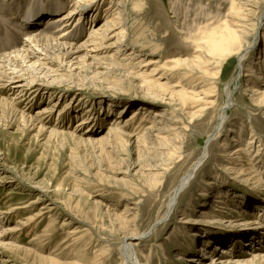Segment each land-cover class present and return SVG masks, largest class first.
I'll return each mask as SVG.
<instances>
[{"label":"rangeland","instance_id":"374dc122","mask_svg":"<svg viewBox=\"0 0 264 264\" xmlns=\"http://www.w3.org/2000/svg\"><path fill=\"white\" fill-rule=\"evenodd\" d=\"M65 1L69 3V7L74 6L70 0ZM108 3L109 0H101L99 10ZM233 6L234 8H231L232 0H130L128 24L130 25L136 20L137 25L141 27L148 38L155 42L158 48L164 50L162 53L164 57L178 55L181 58L191 59L197 54L193 49L194 41L201 39L211 29L221 28L226 20H231L228 13L237 9L239 5L235 3ZM102 21L103 19L100 20V23ZM257 28L258 32L254 36L253 33L250 37V44L246 50L243 64L260 60L263 55L264 39L262 34L264 29L262 26ZM87 32L88 29H83L79 38L85 37ZM23 36V34L19 35L17 40ZM0 52H3L2 48H0ZM113 52L114 49L106 50L100 55L102 57L99 61L109 63ZM108 55L110 57L106 58ZM156 55H146L144 58ZM81 60L86 64L91 58L81 57ZM137 61L138 59L132 60V63ZM96 63V61L91 63V70L93 67L96 69L95 72L106 70L102 67L96 68ZM82 65V63L79 64L78 67L81 68L75 69L77 64L73 63L74 71L71 73L54 64L48 65L55 72L51 71L47 77H44L43 73H38L36 77L39 76V79L35 82L32 81V93H27L25 99H19L16 94L18 90L14 87L0 89V157L5 169L0 170V209H4L3 211L12 209L7 214L8 221L0 222V230L13 229L9 235L0 237V264H46L40 260L32 262L30 259H25L24 252L15 253L8 247L35 248V243H39V240L35 239L34 234L42 230L47 219L42 218L38 221L29 234L25 233L26 231H15L14 228L18 229V226H21L19 224L24 222L26 217L28 218L41 205L50 203L51 200L60 207V210L57 211L54 226L57 236L51 243H46L47 241L42 243L46 252L53 250L54 245L66 237L65 245L67 247L60 249L63 255H72L71 246L81 244L85 247L86 256L84 255L83 259L88 262L90 258L87 256L91 257L92 247L95 244H103V246L107 245L110 250L111 257L114 259L112 264H119V248L122 244V237L126 234L134 235L147 230L145 238H124L133 244L138 243L134 247L143 264H209L216 259V264H226L224 261L236 259L244 260L241 262L242 264H246L249 260L251 262L254 260V262L247 264H261L262 257L252 258V255L264 252V240L259 237L264 235V219L257 217L258 210H264V193H256V186L250 184V181L249 183L247 181L245 187L242 184L234 183L235 181H227L234 175L223 169L226 160L222 158L220 147L223 139H228L231 143L230 150L236 151L237 158L239 156L242 164L241 176L246 177L250 166L246 163L250 159L255 168H258L255 174L264 179V108L254 106V104H260L254 100L259 91L256 94H251L250 90L243 92L245 84L249 83L248 80L252 79V75L250 76V73L247 72V75L241 77L238 85L235 86L234 83H231V79L236 74L238 60L233 58L224 67L220 79L217 80L216 95L211 97L220 100L218 105L220 107L227 99V91H231L230 105L226 109L225 122L217 132L215 129L219 122L218 107L215 110H209L207 115L190 121L188 130L180 137L182 147L179 149H161V154L156 153L157 149L152 148L157 145L156 139L151 135L147 137L146 146H139L141 150L139 158H143L141 162L151 161L157 166L159 165L158 167L161 169H158L153 176H145L144 173L138 174L141 172L140 170L138 173H133L138 168V166L133 167L138 158L136 148L128 153L129 146H126V143L114 138L113 134L106 136L107 127L110 126L109 123L114 116L120 114L119 120H122L140 104L149 108L151 112L167 107L156 106L152 99H146L149 102L142 103L144 99L140 97V93L130 86L133 80L131 81L129 75L125 76L123 71L127 67L131 71L140 73L143 69L139 67L125 65L124 69L122 67L121 69L112 68L109 71H104L105 74H97L87 72V67ZM244 67L246 68V66ZM253 68L258 69L252 65L251 69ZM33 75L34 73L28 72L25 77L28 80H34L36 77L34 78ZM53 76L59 77L53 84L61 86L46 85V83L52 82ZM98 79L101 81L98 82ZM161 80L167 79L165 77ZM19 81L17 83L23 82V80ZM111 81L116 84L120 83L121 87L118 90L111 88ZM177 81L178 79L174 75L170 78L169 83L173 85ZM186 81L179 85L190 90L188 83L185 84ZM253 85L257 87V85ZM31 95H34L32 100L30 99ZM56 101L57 111L53 113L48 125L59 131H64L67 135L61 132L57 136L49 135L48 139H42V136L37 133V129H31L25 122L28 115H34L43 106ZM200 106L202 105L198 104L188 110L195 111ZM59 111H62L61 119L57 120L56 116ZM177 116L183 120L181 115L177 114ZM85 118L89 122L83 124L82 130L79 131L74 125ZM56 120L62 121L63 126L55 125ZM139 120L143 122L141 128L148 125L147 119L139 118L136 121ZM228 126L234 131H227ZM240 126L243 128L240 130L242 132L241 140L230 141L233 136L239 138L240 134L236 131ZM74 128L76 129L74 130ZM68 131H72L74 134L70 135L67 133ZM213 131L216 135L209 136ZM251 133H255L254 141L256 139V143L249 145L247 142ZM99 136L107 138L98 141L95 137ZM205 146H209V150L203 158ZM237 148L240 149L236 150ZM257 148L261 152V157L255 155ZM194 165L196 166L193 167ZM188 174L190 175L187 184L176 197L171 212L164 218L167 201L172 190L179 179ZM214 175H218V178L221 181L225 180L226 183L224 182V186L212 185L214 187L208 188L210 194L205 202L199 193L204 187L203 179L212 178ZM128 187H133V190L141 195L139 196L141 204L137 211L129 209L134 205L128 197H123L125 189ZM216 188L229 189L230 193L236 191L242 196L253 191L252 195L249 194L252 198L249 199L251 202L247 207L246 214L248 215L243 213L237 215L232 212L231 208L239 207L238 203L233 202L234 204L228 203L230 209L223 211V214L231 215H227L217 222H215L216 219L212 223L209 218L206 220L200 217L201 208L204 210L215 207L213 193ZM36 197L39 200L34 202ZM136 212L138 213L134 218ZM122 215L126 216L125 220L122 219ZM161 216L163 220L154 224V221ZM66 218H70L72 224L63 225L62 222ZM187 218L195 219L198 224L183 222L188 220ZM75 225H82V229H85V233L83 232V237L79 241L72 240L73 237L69 234ZM193 229L198 233V238L195 237L194 240L188 236V231H186ZM206 235L211 238V246H213V251L209 255H207L206 249L201 247L204 246L202 237L204 238ZM100 237H105V240H101ZM208 237L206 236V238ZM255 245L259 248L254 247ZM221 248L233 251L231 255L221 254L218 252ZM211 255L214 259L210 257ZM189 258L193 260H189Z\"/></svg>","mask_w":264,"mask_h":264},{"label":"bare ground","instance_id":"6f19581e","mask_svg":"<svg viewBox=\"0 0 264 264\" xmlns=\"http://www.w3.org/2000/svg\"><path fill=\"white\" fill-rule=\"evenodd\" d=\"M100 1L101 0H70V3L72 2V5L74 6L69 7V3L65 0H0V48L3 50V52H0V89H9L14 87L18 90L16 94H18L19 99H25L27 93H32V81L35 82V80L39 79V76L36 77V75L38 73H43L44 77H47L51 71H53V69L48 66L51 64H54L58 68L60 67L69 73L74 71V68H72L73 63L77 64L75 69L81 68L78 67V65L82 63V66L87 67V72H94L97 74H105L104 71H109L112 68L121 69L122 67L124 69L125 65H132L133 67L143 69L142 72L139 73L137 71H131L126 67L123 73L125 76L129 75L131 81L133 80L131 82L132 85L130 86L137 89L140 93V97L144 99L142 103L145 104L146 102L144 101L149 102L146 99H152L154 101L153 104L156 106L163 105L167 108L162 107V109H155L151 112L149 108L140 104L122 120H119L121 118L120 114L118 116L116 115L117 117L114 116L112 118L115 120L113 121L111 119L109 123L110 126L107 127L108 131L106 132V136L113 134V136H115L114 138L126 143V146H129L127 151L128 153H131L132 149L136 148L138 158L136 162H134L133 167L138 166V168L133 173H138L140 170L141 172L138 174L144 173L146 174L145 176H153L158 169H161V167H158L159 165L157 166V164L152 163L151 161H145L146 163L141 162V159L143 158H139L141 156L139 154L141 151L139 146L143 145L145 147V140L151 135L157 141L156 147L151 146L153 149H157L156 153L161 154V149L181 148L182 145L180 143L182 141L180 137H182L188 130L189 123H191L190 121L205 116L208 114L209 110H215L216 107H218L220 100L218 98L216 100L212 98L216 95L215 92L218 89L217 80L220 79V74L222 73L224 67L228 65L233 58L238 60V65L235 70L236 74L234 78L231 79V83H234L235 86L238 85L240 78L247 75V72H249L250 76L252 75V79L250 78L248 80L249 83L245 84L243 92L250 90L251 94H256L259 91L254 100L260 102V104H254V106H261L264 108V47L263 55L260 60L249 61L247 64H243L246 56V50L250 44L251 35L254 33V36L256 32H258V28L256 29V27L262 26L264 29V0H232L231 8H234L233 4L235 3L238 4L239 7L235 10H231V13H228L231 20H226L225 24L222 25L221 28L211 29L209 33L201 37V39L194 41L193 49L197 54L194 53L195 56L191 59L181 58L178 55L164 57L162 55L164 50L162 51L161 48H158L155 42H152V40L148 38L141 27L137 25L136 20L129 25L128 11H130V0H109V3L99 10ZM101 19H103V21L100 23ZM99 23L100 25H98ZM88 25L89 27H87ZM35 27L38 28L34 29ZM83 29H88V32L85 37L79 38ZM22 34L24 36L19 39L20 41L17 40L19 35ZM262 37L264 39V30ZM112 38L115 39L111 40ZM109 40L111 41L106 42ZM6 49L8 50L5 51ZM111 49H114V52L113 55H111L112 58L110 62L105 63L99 61L102 57L100 55L106 50ZM152 54L157 55L154 57L144 58L146 55ZM81 57L87 59L91 58V60L89 62L86 61L87 63L85 64V62L81 60ZM109 57L110 55L106 58ZM76 58L77 60H74ZM137 59V62L132 63V60ZM93 61L97 62L96 68L102 67L106 70L95 72L96 69H94V67L93 70H91V63ZM252 65L256 66L258 69H251ZM244 66H246V68ZM28 72L32 74L34 73L33 76L36 78L34 80H28L25 77ZM174 75L178 81L172 85L169 83V80ZM165 77L167 80L162 81L161 78ZM58 78V76H53L51 79L52 82L46 83V85L50 87L53 85L61 86L60 84H53V82ZM19 80H23V82L17 83L20 82ZM101 80L103 79L101 78ZM101 80L98 79V82ZM183 81H186L185 84L188 83L190 90L183 85H179ZM111 84L112 85L110 87L117 90L121 87L119 86L120 83L116 84L111 81ZM253 84L257 85V87ZM64 85L67 84L64 83ZM178 86L180 87L176 88ZM63 90H65V88ZM230 94L231 91H227V99H225L223 104L218 107L217 114L219 122L215 129L216 132L217 130H220L221 126L225 122V118L227 117H225V113L226 109H228L230 105ZM33 97L34 95H31L30 99L32 100ZM198 104H201L202 106L198 107L197 110H188L198 106ZM56 106L57 101L43 106L41 109L37 110L34 115L25 114L26 116L28 115L25 124L30 126L31 129L36 128L37 133L42 136V139H48L49 135L57 136V134L61 132L66 134L64 131H59L57 128L48 125L50 118L54 115L53 113L57 111V108H55ZM169 107L171 110L168 109ZM61 112L62 111H59L57 113V120L61 119ZM176 113L181 115L183 120H181ZM139 118L143 120L147 119L148 125L145 128H141V124L143 123L142 120L136 121ZM187 118L189 119L187 120ZM57 120L54 124H59V127H62V121ZM88 122L89 121H86V118L81 119L74 126L81 131L83 124ZM76 128H74V130ZM241 129L243 128L240 126L239 130L236 131V133L240 134L239 138H234L233 136L230 138V141L241 140ZM226 130L234 131V129L229 126ZM72 131H68L67 133L72 135L74 134ZM215 131H213L209 136H215ZM254 136L255 133L250 134L247 144L250 145L252 143H256V139L254 141ZM105 138L107 137H95L98 141H103ZM230 145L231 143H229L228 139H223L220 145L222 149V158L226 160V163L223 165V169L228 172L230 171L231 174L234 175L227 181H235L234 183L242 184L243 186H247V181L248 183L250 181V184L256 186V193H264V179L255 174L257 173L258 168L256 169L253 162L248 159L246 163L250 165L248 173L246 174V177L241 176L243 170L242 164L239 156L237 158L236 151L234 152V150H230ZM208 147H204L202 155L203 158L205 153L209 150ZM240 148H237L236 150H239ZM260 154L261 152H259L257 148L255 155L259 156ZM1 159L2 158L0 157V170H5L3 163H1ZM195 166L196 165L193 167ZM189 175L190 174L183 175L172 190V194L167 201L168 203L164 218H166L168 213L173 209L175 199L181 192L182 188L187 184ZM224 182L225 180L221 181L220 178H218V175H214L212 178L203 179L204 187H202L199 192L200 196H202L203 200L207 202V198L210 194L208 188L214 187L212 185H218V187L220 185L224 186ZM215 190L216 191L213 193V202H216L214 205L215 207H212L213 209L206 208L204 210L201 208L200 217H203V219L206 220L209 218L212 220V223H214V220L216 219L215 222H217L225 216L231 215L227 213L223 214V211L230 209L228 203L233 202L238 203L239 207H237V209L231 208L230 210H232V212L237 215L247 213V207L251 202L249 199L252 198H250L249 194L252 195L253 191L252 193H247L248 195L245 194L242 196L236 191H231L230 193L229 189L222 190L220 188H216ZM139 196L141 195L137 191H134L133 187L125 189L123 197H128L130 202L132 201L131 203L134 205L129 207V209H136V211L139 210L141 204ZM38 200L39 199L36 197L34 202ZM241 204H244V206H241ZM3 210L0 209V222L6 220L8 221L9 217L7 214L12 209L10 208V210L7 211ZM58 210H60V207L51 200L50 203L41 205L38 210L28 218L26 217L24 222H19V225L21 226H18V229L14 228L15 231H26L25 233L29 234L34 229L35 225H37L38 221L42 218L47 219L48 221L44 223L42 230L34 234L36 236L35 239L39 240V243H35L36 246L33 245L35 248L28 247L22 249L23 247L15 246V248L8 247V249H12V252L15 253L19 251H22V253L24 252L23 254L26 257L25 259H30L32 262L40 260L46 264H112L114 259L111 257L110 250L107 245L103 246V244H95V246L92 247L91 257L87 256V258H90L89 261L87 260L88 262H85L83 259L86 256L85 247L81 244L71 246L72 255H63L60 249L67 247V245H65L67 240L66 237H64L61 241H58L54 245L53 250L51 249V251L46 252L45 246H43L42 243L46 241V243H51L55 236H57L54 226L56 224L55 220L57 219L56 214ZM137 213L138 212L134 215V218L137 216ZM257 214L258 218L264 219V210L259 209ZM124 215H122V219L125 220L126 216ZM162 218L163 217L161 216L156 219L154 224L161 222L163 220ZM69 219L70 218H66L62 224L65 226L69 223L72 224ZM183 222H193L192 224L194 225L198 224V222L192 218ZM82 227V225H75L72 227V230L69 231L70 236L73 237L72 240H81L83 232L85 231ZM12 230L13 229L9 228L1 229L0 237L9 235ZM146 231L147 230L134 235L126 234L122 237V244H120L119 248V264H143L134 247V245H137L138 243L133 244L130 240L127 241L125 239L131 237L145 238L144 236ZM186 231H188V236H190L193 240L195 237L198 238V233L195 232V229ZM206 234L208 233L206 232ZM206 236L208 237V235ZM206 236H204V238L202 237V243H204V246L201 247L205 248L206 253H208L207 255H209L210 252L213 251V246H211V238H206ZM259 237L264 240V235H260ZM104 238L100 237L101 240H105ZM254 247L259 248V246L256 245ZM232 251V249L221 248L218 252L221 254L231 255ZM252 256V258L262 257L261 264H264V252L262 254ZM210 257L213 258L212 255ZM189 260L193 259L189 258ZM216 261L217 259L209 264H216ZM242 261L244 260L236 259L234 261L229 260L224 262H226V264H242ZM249 262H251V260L247 261V263ZM253 262L254 260L251 263Z\"/></svg>","mask_w":264,"mask_h":264}]
</instances>
